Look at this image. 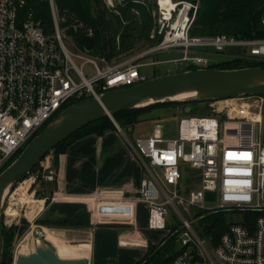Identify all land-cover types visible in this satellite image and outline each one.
Returning <instances> with one entry per match:
<instances>
[{
	"label": "built area",
	"instance_id": "2783aa9c",
	"mask_svg": "<svg viewBox=\"0 0 264 264\" xmlns=\"http://www.w3.org/2000/svg\"><path fill=\"white\" fill-rule=\"evenodd\" d=\"M40 1L50 8L53 33H47L34 11L26 9L27 0H0V174L70 103L146 80L140 68L147 64L136 62L144 55L112 64L80 49L74 35L92 37L94 28L61 9L56 0ZM159 6L155 34L162 40L149 52L182 53L180 59L168 62L204 69L211 66L209 55L264 61V39L192 36L199 2L178 0L173 7L160 2ZM88 64L95 70L92 77L84 71ZM230 100L235 103L227 104ZM209 107L211 115L183 116L174 137L156 126L152 134L129 141L148 173L135 200L147 205L148 226L153 230L168 228L170 209L179 217V241L187 249L174 264H264V97L212 101ZM51 160V154L41 160L34 182H55ZM187 164L200 170L201 182L200 188L184 195L182 167ZM207 193L216 197L215 206L206 204ZM47 199H40L43 205ZM193 208L250 216H243L221 235L213 256L184 214Z\"/></svg>",
	"mask_w": 264,
	"mask_h": 264
},
{
	"label": "crops",
	"instance_id": "0c3cea01",
	"mask_svg": "<svg viewBox=\"0 0 264 264\" xmlns=\"http://www.w3.org/2000/svg\"><path fill=\"white\" fill-rule=\"evenodd\" d=\"M134 128L128 130L132 133ZM129 141L119 126L71 144L60 157L59 191L52 194L54 183L49 185V199L39 214V221L48 230L46 237L54 244L57 236L70 247L86 245L89 264H137L150 244L160 243L169 234L172 225L168 220L166 229L149 228L148 207L135 200L148 173ZM55 222L66 225L58 228L52 225ZM71 232L81 243L64 240ZM72 251L67 253L82 255Z\"/></svg>",
	"mask_w": 264,
	"mask_h": 264
},
{
	"label": "trees",
	"instance_id": "16d2710c",
	"mask_svg": "<svg viewBox=\"0 0 264 264\" xmlns=\"http://www.w3.org/2000/svg\"><path fill=\"white\" fill-rule=\"evenodd\" d=\"M183 1L192 3L199 2L196 18L190 30L192 36L225 34L238 39H264V0ZM56 2L61 9H68L69 11L75 13L84 22L94 28L95 33L92 37L86 36L83 33L74 35L77 46L80 49L88 50L94 56L105 57L109 62H112L119 53L116 51L117 43L125 53L131 49L130 47L132 45L131 43L134 38V34L130 33V26H125L122 31L115 29L112 32L114 37L112 38L109 36L110 34L108 30H111L113 23L111 20L108 22L106 21V11L98 9L100 0H56ZM26 9L34 11L37 19L41 20L42 26L47 33L53 29L52 15L48 4L43 3L40 0H27ZM114 21L118 23V17H115ZM117 34L119 35V38H116ZM161 40L162 36H157L155 42L156 45H158ZM251 67L264 68V61L227 58L224 62H218L209 66V69L232 70ZM195 69L197 68H186L187 71ZM154 77L158 76L154 74ZM209 102L176 101L173 102L172 105L182 106L183 116H194L196 106L200 104H208ZM74 104L75 103H70L66 109ZM189 105L193 107V110L190 114H186L185 109ZM139 112L140 111H136L135 109L127 110L116 114L114 119L122 129L127 130L130 127H135L141 122L139 119ZM204 115L208 114L205 113ZM44 128L39 131L34 138L38 136ZM116 129L117 126L111 118H103L79 130L53 150L54 154L52 165L56 170L57 176L53 185L52 194L58 193L59 191L60 157L66 153L68 147L75 141L90 134H97L101 136ZM33 139H31L28 143H30ZM28 143L12 157L8 166H10L21 155ZM39 168L40 164L35 166L30 174L37 172ZM232 213L236 214L240 212L234 211ZM242 214H244L243 216H250L247 213ZM191 215H193V219H197V224H195V227L193 226L194 230L201 239L208 242V245L211 248L218 245L221 235L233 224L230 218L232 216L231 213L226 211L204 212L194 208L191 209ZM52 225L56 227H63L66 224L64 222H55ZM13 230V228H10L6 232L5 229V248L3 250L2 264L5 263L6 255L8 254L7 249L9 245L7 242L12 240L14 235ZM181 233V227L178 229L174 226L171 229V232L160 243L150 244L147 253L140 261L137 262V264H174L175 258L187 249L186 247H182L181 250L178 249V245L181 244L179 241ZM12 259L13 257L11 255L8 264H12Z\"/></svg>",
	"mask_w": 264,
	"mask_h": 264
},
{
	"label": "rangeland",
	"instance_id": "374dc122",
	"mask_svg": "<svg viewBox=\"0 0 264 264\" xmlns=\"http://www.w3.org/2000/svg\"><path fill=\"white\" fill-rule=\"evenodd\" d=\"M178 0H174L177 2ZM180 1V0H179ZM183 1V0H182ZM159 0H100V4L98 5V9H103L107 12L106 21H112L111 30L109 31V36L114 37L112 32L115 29H122L125 26H130V33L134 34V38L132 40L131 49L125 53L122 51L121 47H119L117 43L116 51L119 52L116 58L110 62L112 64H121L128 60L138 59L136 62L140 64H147L140 68L141 74L146 77L147 79L154 78V74L156 76H162L178 72L187 71V66L185 64L175 63V62H168L173 59H180L182 57V53L177 51H170V52H160V53H153L149 52L152 48L156 45L157 35L155 34L156 31V23L158 21V16L160 13V6ZM118 17V23L114 21V18ZM119 27V28H118ZM53 28V27H52ZM54 28L50 30L49 33H53ZM116 38H119L117 34ZM151 40V41H150ZM153 40V41H152ZM236 51L235 49H232ZM99 57V56H96ZM208 58L210 59V65H213L218 62H224L227 59L224 55L214 56L209 55ZM245 59V58H240ZM247 60V59H246ZM81 63V62H80ZM85 74L87 77H92L95 74V70L92 65L88 64L84 68ZM173 102L176 101H167L155 104H149L142 107L135 108L136 111L139 112V119L140 123L134 127V132L131 133L128 129L125 130L126 136L131 140H135L136 137L140 135H145L149 132H153L154 128L157 126L162 127L164 133L168 137H174L178 133V123L179 120L183 117V107L182 106H174L172 105ZM235 102H227V104H233ZM188 107H191L189 105ZM211 115V108L208 104H200L196 106L195 109V116L204 115V114ZM116 124H118L115 119H112ZM129 128V129H130ZM233 141H246L247 138H232ZM53 156V151L50 152ZM41 169V166L39 170ZM38 170V171H39ZM37 171V172H38ZM37 172L29 174L24 180H22L17 187L13 190L10 196L7 198L4 209H3V217L5 223V229L13 228V237L12 240L8 241L7 244L8 254L6 255V260L4 264H8L10 256L12 255V264H15L16 257L18 255H30L33 251V247H37L41 241L46 238L45 232L48 231L45 228V225L42 221H39V215L37 216V211L40 210L43 206L42 203L34 202V203H27L25 202L22 207L14 205V199L17 198L19 195L23 193V189L27 196H31L34 200H40L47 197L51 192V185L50 183H44L41 180H37L34 182L35 175ZM182 185L180 188V192L184 195H188L192 190H197L200 188L201 182V172L197 168L191 167L189 164L184 165L182 167ZM23 186V189L15 193V190L19 187ZM25 187V188H24ZM14 194L13 197H11ZM10 198V201H9ZM9 201V202H8ZM218 203L216 197L212 193L206 194V204L207 205H216ZM16 206V207H15ZM13 208L15 210L18 209V215L13 220V222L8 221V216L5 215V210ZM194 209V208H193ZM196 209V208H195ZM234 212V211H233ZM231 213V222L235 223L243 219L244 214ZM185 216L193 221V226L197 224V219H193V215H191V210L186 213L184 212ZM168 220L171 222L170 229L167 230V233L171 232V229L175 226L180 229L181 222L179 217L176 213L170 209V215L168 216ZM10 224H8V223ZM65 227V226H64ZM69 227V226H66ZM76 226L72 227L75 228ZM60 228V227H58ZM64 229L63 227H61ZM62 232V231H61ZM75 233H69L68 236L64 238V240L70 244H78L81 241H77L74 238ZM208 244V242L206 241ZM5 244V241H4ZM55 245L56 242H55ZM208 249L210 250L211 254L214 256V250L209 246ZM5 248V245H4ZM55 248V247H54ZM178 249H182V245H178ZM56 250V249H55Z\"/></svg>",
	"mask_w": 264,
	"mask_h": 264
},
{
	"label": "water",
	"instance_id": "95a60500",
	"mask_svg": "<svg viewBox=\"0 0 264 264\" xmlns=\"http://www.w3.org/2000/svg\"><path fill=\"white\" fill-rule=\"evenodd\" d=\"M187 93H195V97L186 101L174 99ZM246 96L264 97V68H204L166 74L83 100L61 112L0 174V264L5 233L3 209L7 198L46 155L79 130L103 118L114 119L118 113L149 104L167 101L212 102ZM192 110V106L187 107L185 113L190 114ZM116 126L119 127L118 124ZM15 264H89V261L86 258H61L45 238L32 254L18 255Z\"/></svg>",
	"mask_w": 264,
	"mask_h": 264
},
{
	"label": "bare ground",
	"instance_id": "6f19581e",
	"mask_svg": "<svg viewBox=\"0 0 264 264\" xmlns=\"http://www.w3.org/2000/svg\"><path fill=\"white\" fill-rule=\"evenodd\" d=\"M160 1V4L164 7H173L175 2L173 0H159ZM195 97V93H187V94H182V95H178L176 96L174 99L175 100H182V101H186V100H190L192 98ZM229 102H233L232 100H230ZM25 188V187H24ZM21 189H23V186H19L15 192V193H18V191H20ZM24 191H26L25 189H23ZM23 191V193L21 195H19L17 198L14 199V205L16 206H19V207H22V205H24L25 202L27 203H34V202H38L39 203H42V200H34L31 196H27V194ZM14 194L11 196L13 197ZM15 206V207H16ZM18 209L15 210L13 208L10 207V209H6L5 210V215L8 216V221H12L17 217L18 215ZM8 223V222H7ZM10 224V223H8ZM48 235V234H47ZM56 237V244H54L53 240L46 237V239L51 242V244L55 247L58 255L61 257V258H64V259H71V258H85L87 253H88V247L86 245H81V246H78V247H70L68 245H66L63 241V239H59L57 236H54ZM70 248H74V249H70ZM77 248V249H76ZM36 249V247H33V251ZM71 250H73L72 252L73 253H77L78 251L82 252V255L81 256H74V255H70L69 253L67 252H70ZM32 254V253H31Z\"/></svg>",
	"mask_w": 264,
	"mask_h": 264
}]
</instances>
